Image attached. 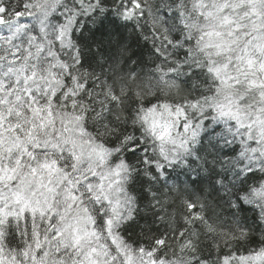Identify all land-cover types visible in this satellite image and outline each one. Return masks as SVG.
<instances>
[{
  "label": "snow or ice",
  "instance_id": "1",
  "mask_svg": "<svg viewBox=\"0 0 264 264\" xmlns=\"http://www.w3.org/2000/svg\"><path fill=\"white\" fill-rule=\"evenodd\" d=\"M0 264H264V0H0Z\"/></svg>",
  "mask_w": 264,
  "mask_h": 264
}]
</instances>
